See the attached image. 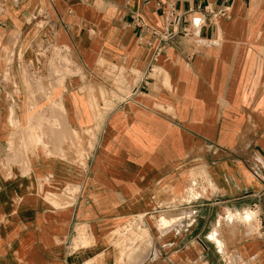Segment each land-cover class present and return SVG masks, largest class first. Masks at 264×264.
I'll return each instance as SVG.
<instances>
[{
    "label": "crops",
    "instance_id": "crops-1",
    "mask_svg": "<svg viewBox=\"0 0 264 264\" xmlns=\"http://www.w3.org/2000/svg\"><path fill=\"white\" fill-rule=\"evenodd\" d=\"M223 6L0 0V264H264V0Z\"/></svg>",
    "mask_w": 264,
    "mask_h": 264
},
{
    "label": "built area",
    "instance_id": "built-area-1",
    "mask_svg": "<svg viewBox=\"0 0 264 264\" xmlns=\"http://www.w3.org/2000/svg\"><path fill=\"white\" fill-rule=\"evenodd\" d=\"M229 1L230 0H223L224 6L221 9V11L218 13L221 17H223V16L226 15V12L228 10L227 4H228ZM166 16H167V19L168 20H172L175 23L178 22V17H176V15L174 14V11L173 10H168L167 13H166ZM184 33H186V32L184 31Z\"/></svg>",
    "mask_w": 264,
    "mask_h": 264
},
{
    "label": "bare ground",
    "instance_id": "bare-ground-1",
    "mask_svg": "<svg viewBox=\"0 0 264 264\" xmlns=\"http://www.w3.org/2000/svg\"><path fill=\"white\" fill-rule=\"evenodd\" d=\"M247 216H248V215H247ZM246 219H248V220H246ZM246 219H245V221L250 222V221L252 220L251 215H249ZM161 220H162V221H161ZM161 220H160L161 222H160V223L158 222V223H159V224L162 223V224H163L162 227L165 226V225L168 223V222H166V221H163V219H161ZM170 221H171V220H170ZM171 223H172V222H170V224H171ZM173 223H174V222H173ZM159 224H158V226H159ZM168 224H169V223H168ZM162 227H161V228H162Z\"/></svg>",
    "mask_w": 264,
    "mask_h": 264
},
{
    "label": "rangeland",
    "instance_id": "rangeland-1",
    "mask_svg": "<svg viewBox=\"0 0 264 264\" xmlns=\"http://www.w3.org/2000/svg\"><path fill=\"white\" fill-rule=\"evenodd\" d=\"M251 221H252V220H251ZM251 221H250V222H251ZM250 222H249V223H250ZM252 225H255V221L252 222Z\"/></svg>",
    "mask_w": 264,
    "mask_h": 264
}]
</instances>
